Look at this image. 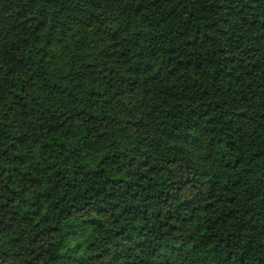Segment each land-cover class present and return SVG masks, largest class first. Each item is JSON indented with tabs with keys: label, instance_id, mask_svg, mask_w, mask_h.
<instances>
[{
	"label": "trees",
	"instance_id": "1",
	"mask_svg": "<svg viewBox=\"0 0 264 264\" xmlns=\"http://www.w3.org/2000/svg\"><path fill=\"white\" fill-rule=\"evenodd\" d=\"M0 264H264V0H0Z\"/></svg>",
	"mask_w": 264,
	"mask_h": 264
}]
</instances>
